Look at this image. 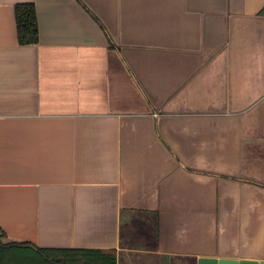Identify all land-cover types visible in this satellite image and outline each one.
I'll return each mask as SVG.
<instances>
[{
	"label": "crops",
	"instance_id": "1",
	"mask_svg": "<svg viewBox=\"0 0 264 264\" xmlns=\"http://www.w3.org/2000/svg\"><path fill=\"white\" fill-rule=\"evenodd\" d=\"M0 225L117 264L264 261V0H0Z\"/></svg>",
	"mask_w": 264,
	"mask_h": 264
},
{
	"label": "trees",
	"instance_id": "2",
	"mask_svg": "<svg viewBox=\"0 0 264 264\" xmlns=\"http://www.w3.org/2000/svg\"><path fill=\"white\" fill-rule=\"evenodd\" d=\"M18 39L37 42L38 18L31 1L15 4ZM6 232L0 225V264H117L113 250L42 247L29 240H3Z\"/></svg>",
	"mask_w": 264,
	"mask_h": 264
},
{
	"label": "water",
	"instance_id": "3",
	"mask_svg": "<svg viewBox=\"0 0 264 264\" xmlns=\"http://www.w3.org/2000/svg\"><path fill=\"white\" fill-rule=\"evenodd\" d=\"M198 264H264V261L236 259L230 257H199Z\"/></svg>",
	"mask_w": 264,
	"mask_h": 264
},
{
	"label": "rangeland",
	"instance_id": "4",
	"mask_svg": "<svg viewBox=\"0 0 264 264\" xmlns=\"http://www.w3.org/2000/svg\"><path fill=\"white\" fill-rule=\"evenodd\" d=\"M3 240H6L5 238H3ZM190 264V263H189Z\"/></svg>",
	"mask_w": 264,
	"mask_h": 264
}]
</instances>
